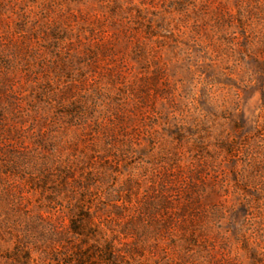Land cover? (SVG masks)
Instances as JSON below:
<instances>
[{
    "label": "rangeland",
    "instance_id": "obj_1",
    "mask_svg": "<svg viewBox=\"0 0 264 264\" xmlns=\"http://www.w3.org/2000/svg\"><path fill=\"white\" fill-rule=\"evenodd\" d=\"M109 243L264 264V0H0V264Z\"/></svg>",
    "mask_w": 264,
    "mask_h": 264
},
{
    "label": "trees",
    "instance_id": "obj_2",
    "mask_svg": "<svg viewBox=\"0 0 264 264\" xmlns=\"http://www.w3.org/2000/svg\"><path fill=\"white\" fill-rule=\"evenodd\" d=\"M91 220L92 215H85L86 220ZM82 221L74 220L72 221V232L77 236H86L91 233L90 228L86 227L81 223ZM117 251L113 243H109L106 246H100L94 244L85 247L84 251H81L77 255L80 264H122L121 259L116 255Z\"/></svg>",
    "mask_w": 264,
    "mask_h": 264
}]
</instances>
